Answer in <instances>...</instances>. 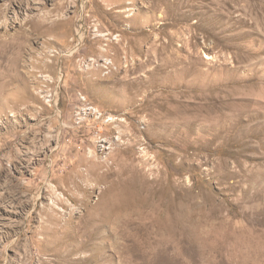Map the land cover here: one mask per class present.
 I'll list each match as a JSON object with an SVG mask.
<instances>
[{"label":"rangeland","instance_id":"374dc122","mask_svg":"<svg viewBox=\"0 0 264 264\" xmlns=\"http://www.w3.org/2000/svg\"><path fill=\"white\" fill-rule=\"evenodd\" d=\"M0 264H264V0H0Z\"/></svg>","mask_w":264,"mask_h":264},{"label":"bare ground","instance_id":"6f19581e","mask_svg":"<svg viewBox=\"0 0 264 264\" xmlns=\"http://www.w3.org/2000/svg\"><path fill=\"white\" fill-rule=\"evenodd\" d=\"M80 33H81V30L79 31ZM80 37H81V39H83V37H84V32L83 33H81L80 34ZM113 61H115V60H113ZM118 61V60H117ZM51 65L52 64H49V66L51 67ZM58 106V105H57ZM57 138V137H56ZM61 140V139H60ZM56 166V165H55ZM76 176V175H75ZM72 177H73V175H72Z\"/></svg>","mask_w":264,"mask_h":264}]
</instances>
